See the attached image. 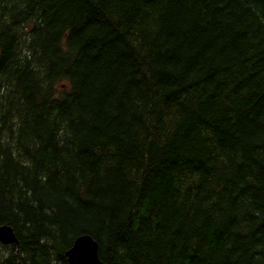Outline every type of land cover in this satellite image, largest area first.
Listing matches in <instances>:
<instances>
[{
  "label": "trees",
  "instance_id": "16d2710c",
  "mask_svg": "<svg viewBox=\"0 0 264 264\" xmlns=\"http://www.w3.org/2000/svg\"><path fill=\"white\" fill-rule=\"evenodd\" d=\"M0 264H264V0H0Z\"/></svg>",
  "mask_w": 264,
  "mask_h": 264
},
{
  "label": "water",
  "instance_id": "95a60500",
  "mask_svg": "<svg viewBox=\"0 0 264 264\" xmlns=\"http://www.w3.org/2000/svg\"><path fill=\"white\" fill-rule=\"evenodd\" d=\"M13 228L0 225V243H17ZM67 264H105L98 256L97 241L89 234H82L74 238L71 246L65 251ZM18 264H22L18 262Z\"/></svg>",
  "mask_w": 264,
  "mask_h": 264
}]
</instances>
